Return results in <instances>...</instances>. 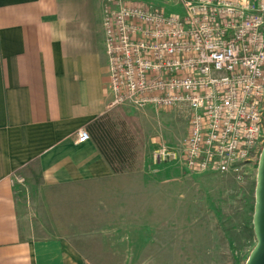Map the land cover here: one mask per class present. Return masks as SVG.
Listing matches in <instances>:
<instances>
[{"label": "crops", "instance_id": "0c3cea01", "mask_svg": "<svg viewBox=\"0 0 264 264\" xmlns=\"http://www.w3.org/2000/svg\"><path fill=\"white\" fill-rule=\"evenodd\" d=\"M102 16L103 0H0V264H87L76 229L130 207L139 239L156 215L144 155L116 173L92 138L76 142L127 107H111Z\"/></svg>", "mask_w": 264, "mask_h": 264}, {"label": "built area", "instance_id": "2783aa9c", "mask_svg": "<svg viewBox=\"0 0 264 264\" xmlns=\"http://www.w3.org/2000/svg\"><path fill=\"white\" fill-rule=\"evenodd\" d=\"M102 26L111 107L185 110L180 163L243 181L264 146V0H103ZM170 155L155 143L151 165Z\"/></svg>", "mask_w": 264, "mask_h": 264}, {"label": "rangeland", "instance_id": "374dc122", "mask_svg": "<svg viewBox=\"0 0 264 264\" xmlns=\"http://www.w3.org/2000/svg\"><path fill=\"white\" fill-rule=\"evenodd\" d=\"M165 9L167 13H183L178 4H166ZM115 111L122 117H136L144 167L154 170L157 182L152 195L156 215L150 223H141L139 239L131 237L130 207H114L120 213L107 217L93 230L76 229L75 234L81 237L75 241L85 251L86 263L245 264L256 243L252 218L258 160L243 181L192 172L178 158L189 125L185 110L127 106ZM157 142L166 145L172 155L153 166L150 155ZM26 171L15 174L24 178L23 189L27 187Z\"/></svg>", "mask_w": 264, "mask_h": 264}, {"label": "trees", "instance_id": "16d2710c", "mask_svg": "<svg viewBox=\"0 0 264 264\" xmlns=\"http://www.w3.org/2000/svg\"><path fill=\"white\" fill-rule=\"evenodd\" d=\"M132 115L109 112L97 117L86 130L116 173L131 171L143 157L140 129Z\"/></svg>", "mask_w": 264, "mask_h": 264}, {"label": "water", "instance_id": "95a60500", "mask_svg": "<svg viewBox=\"0 0 264 264\" xmlns=\"http://www.w3.org/2000/svg\"><path fill=\"white\" fill-rule=\"evenodd\" d=\"M254 197L252 223L256 243L245 264H264V146L258 158Z\"/></svg>", "mask_w": 264, "mask_h": 264}]
</instances>
